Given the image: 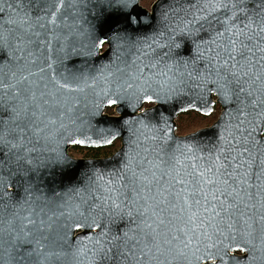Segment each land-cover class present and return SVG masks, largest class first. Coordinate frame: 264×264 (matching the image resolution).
Returning <instances> with one entry per match:
<instances>
[{"label": "water", "instance_id": "1", "mask_svg": "<svg viewBox=\"0 0 264 264\" xmlns=\"http://www.w3.org/2000/svg\"><path fill=\"white\" fill-rule=\"evenodd\" d=\"M111 3L64 0L53 24L48 15L53 7L38 9L31 0H0L6 34L23 26L40 33L42 41L39 48H31V56L5 62L4 72L9 74L5 83L18 88L27 87L28 81L34 82L33 87L46 84L59 91L61 101L55 114L37 112L32 130L12 140L19 147L6 145L2 150V226L7 229L11 224L21 235H39L38 229L47 234L51 225L64 249L88 245V264H123L125 257L118 256L116 249L142 241L151 231L147 225L160 233L162 241L176 239L171 251L160 254L153 249L142 264L149 260L151 264H264V248L252 252L244 248L243 229L248 214L264 211V177L245 178L243 172L254 169L242 163L248 155H239L245 146L252 156L264 152V116L261 109L249 105L247 96H240L238 102L228 91L222 99L214 87L218 75H224L218 61L222 63L233 30L243 29L246 35L238 40L245 43L251 37L253 70H264L260 68L264 52L254 47L259 43L264 48V34L258 32L260 0H155L150 8L134 0L129 8L135 7L138 23L132 26L111 11ZM105 44L109 46L102 52ZM11 72L16 73L14 78ZM24 76L28 81L20 83ZM64 83L70 89L59 87ZM213 91L222 105L219 118L211 126L179 135L178 116L190 110L210 114ZM8 92L12 95L13 89ZM147 95L153 100H146ZM113 99L116 104L110 103ZM147 102L155 105L143 110ZM109 106H116L115 115L106 113ZM116 139H121V146L108 157L74 158L69 152L75 145L100 147ZM218 155L230 162L236 158L229 171L242 164L229 178V186L240 193L238 210L231 217L212 218L203 213L202 202L197 223L203 226L193 233L187 220L190 213H181L182 201L168 192L164 194L170 203L161 211L165 206L159 204L158 189L163 191L177 172L193 171L192 164L211 166ZM160 179L164 183L157 184ZM245 179L247 183H241ZM77 223L82 226L77 228ZM77 229H82L78 235ZM187 239L192 244L185 247Z\"/></svg>", "mask_w": 264, "mask_h": 264}, {"label": "snow or ice", "instance_id": "2", "mask_svg": "<svg viewBox=\"0 0 264 264\" xmlns=\"http://www.w3.org/2000/svg\"><path fill=\"white\" fill-rule=\"evenodd\" d=\"M31 2L38 9L53 7L54 10L48 13L53 24H55L57 12L64 4V0H31ZM233 2L235 3L237 0H233ZM133 4L134 0H112L109 7L113 13L124 16L128 25L132 26L138 23V16L134 15L135 7L129 8V5ZM260 6L262 9L259 14L261 27L258 28V32L264 34V0H260ZM141 26L147 25L141 22ZM244 27H248V25ZM233 31L234 37H230L227 46L223 48L222 63L218 61L219 71H222L224 75H218L214 87L220 92L222 99L225 98L228 91H232L233 95L237 96L238 102L240 96H247L249 105L252 108L261 109L260 115L264 116V99H262L264 98V70L259 72L253 70L255 53L253 48L248 46L251 43V37H247L248 42L245 43L244 40H238L239 37L246 35L243 29ZM41 43L40 33L19 26L9 29L6 34L2 22H0V156L3 155L2 150L6 145H11L12 148L19 147L17 144H12V140H16L32 130L31 126L37 119V112L41 115H51L59 109L61 103L59 91L49 90L46 84L43 88H40L39 85L33 87L34 82L28 81L27 76L22 77L20 81V83L28 81V86L24 88L5 83V79L9 75L4 72L5 62L9 59L23 60L25 55L31 56V48H39ZM254 47L264 52V48H261L259 43ZM16 53H19V56ZM217 55L221 54L217 53ZM260 59L264 60V56H261ZM260 68L264 69V64H261ZM10 75L14 78L16 73L11 72ZM59 87L70 89V85L67 83L61 84ZM10 88L13 89L12 95H9L8 92ZM145 99L152 101L153 96L147 95ZM110 103L116 104L117 101L113 99ZM244 114L241 109V115ZM4 117H8V119L5 120ZM9 137L11 139H8ZM239 155H248L249 159L242 163L247 164L248 169H254L251 173L248 170L244 171L242 175L245 178L252 175L259 181L264 177V152L252 156L249 148L245 146ZM235 159L233 157L232 162H235ZM232 162L227 157L221 160L218 155L211 166L198 168L192 164L193 171L184 174L177 172L176 175L170 176L167 187L163 191L158 189V195L161 198L159 204L165 206L161 208V211H165L170 203L168 196L164 194L168 192L177 201H182L181 213L185 211L190 213L187 220L192 226L193 233L203 226L202 223H197V220L201 219L199 207L202 202L205 215H210L212 218L224 215L231 217L238 210L237 200L240 199V193L234 187L229 186V178L242 167L241 163H236L235 169L229 171ZM2 163L3 161L0 160V164ZM147 179L144 177V180ZM153 179L155 180V176ZM162 183H164L163 179L157 181V184ZM241 183H247V180H242ZM173 188H176V191L173 192ZM148 190L151 192V187ZM249 199H251L250 195ZM229 201L232 202L229 203ZM194 206L197 208L196 211H193ZM172 207L174 208L175 205ZM253 207L255 206L253 205ZM28 223L34 225L35 221L30 220ZM163 223L164 221L161 219L160 224ZM235 223L234 221L228 227L232 228ZM2 225L3 221L0 219V264H66L67 254L63 250L64 245L59 238L58 231L51 225L47 234L42 229H38L39 235L27 232L21 235L11 224L7 229ZM75 226L80 228L82 225L77 223ZM84 227L91 230L89 225H84ZM96 227L100 226L96 225ZM147 227L151 231L145 233L142 241L137 240L134 245H125L124 250L116 249L118 256L125 257L123 264H138V262L142 264L153 249L160 254L171 251V244L176 237H173L172 240L162 241L159 238L160 233L152 230L151 225H147ZM243 229L246 234L244 248L247 251L252 252L254 249L264 248V211L258 210L248 214L247 219L243 221ZM256 241H259V244L255 243ZM149 243L152 244L151 248L148 247ZM5 244L9 246L8 249L5 248ZM191 244L192 239L185 241V247ZM5 253H7V258ZM116 264H120V262L117 261ZM149 264H151V260H149Z\"/></svg>", "mask_w": 264, "mask_h": 264}, {"label": "flooded vegetation", "instance_id": "3", "mask_svg": "<svg viewBox=\"0 0 264 264\" xmlns=\"http://www.w3.org/2000/svg\"><path fill=\"white\" fill-rule=\"evenodd\" d=\"M152 3L149 6H145V7L150 8V6L152 5ZM108 46H109V44H105L104 45V48L102 49V52H104L108 48ZM218 99H219V96L216 94L215 91H213L212 92V100L214 101V105H213V109H212V111H211L210 114H206V113H203V112L197 111V110H190V111L183 112L180 115L184 114V115H187V116L188 115L191 116V115L195 114L199 118H201V120L203 121V126H201L198 129L211 126L219 118V116H220V114L222 112V105L218 101ZM154 105H155V103H153V102H147V103H145V106H144L143 110L144 109H147V108H150V107H153ZM203 108H205V107H203ZM115 109H116V106H109L106 109V113H108L110 115H115L116 114L115 113ZM179 116H178V118H179ZM178 118H177V120H178ZM177 126H178L177 133L179 135H186L188 133H191V132H194V131L198 130V129H196V130H193V131H189V132H186V133H182L179 130L180 126L178 125V123H177ZM114 143H115L116 146L112 150L111 153H104V150H103V152L101 150L100 151L99 150L97 151V149H99V148L106 147V146H110V145H113ZM110 145L100 146V147H87V146H82V145H75V146H72L69 149V152H70V155L72 157H74V158H104V157L111 156L112 154H114L120 148V146H121V139H116ZM75 147H77V148H75ZM87 148H89V149L93 148L92 149V152H101V154H99L96 157H92V156L91 157H88V156H85L84 155L85 153H82L81 150L86 151ZM9 189H12V187H10ZM3 227L6 229L5 226H3ZM80 232H82V229H77L75 234L78 235ZM67 236L69 237V235H67ZM64 252L67 254L66 263H72V264H88V245L86 246L85 249L82 248V247H79L78 245L77 246H72L70 250L64 249ZM233 254L242 255V254H244V252H242V251H234ZM84 256L86 258V261H84V263H83V260H84L83 257Z\"/></svg>", "mask_w": 264, "mask_h": 264}, {"label": "trees", "instance_id": "4", "mask_svg": "<svg viewBox=\"0 0 264 264\" xmlns=\"http://www.w3.org/2000/svg\"><path fill=\"white\" fill-rule=\"evenodd\" d=\"M153 1H155V0H141V3L144 6H149ZM198 119H201V118H199L195 114H193L191 116H189V115L187 116V115H184V114L180 115L178 120H177V123L180 126V128H179L180 132L183 131V130H187V125H190L191 123L197 121ZM115 146L116 145L114 143L113 145L99 148V149H97V151L101 150L103 152V150H104V153H111L112 150L115 148ZM75 148H77V147H75ZM92 149L93 148H91V149L87 148L86 151L81 150V152L85 153L84 155L88 156V157H91V156L92 157H96L99 154H101V152H92Z\"/></svg>", "mask_w": 264, "mask_h": 264}, {"label": "rangeland", "instance_id": "5", "mask_svg": "<svg viewBox=\"0 0 264 264\" xmlns=\"http://www.w3.org/2000/svg\"><path fill=\"white\" fill-rule=\"evenodd\" d=\"M201 126H203V121L201 119H198L197 121L191 123L190 125H187V130H183L181 132L186 133L189 131H193L200 128Z\"/></svg>", "mask_w": 264, "mask_h": 264}]
</instances>
